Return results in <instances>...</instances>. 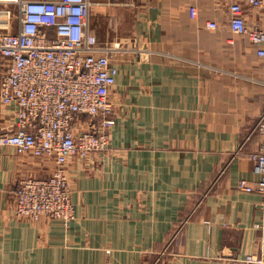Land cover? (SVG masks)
Returning <instances> with one entry per match:
<instances>
[{
    "label": "crops",
    "instance_id": "obj_1",
    "mask_svg": "<svg viewBox=\"0 0 264 264\" xmlns=\"http://www.w3.org/2000/svg\"><path fill=\"white\" fill-rule=\"evenodd\" d=\"M235 2L90 0V29L119 69L111 146L69 161L68 224L16 217L19 181L55 163L0 146V264H242L261 250L264 195L238 183L260 179L264 68L230 28ZM15 119L0 100V138Z\"/></svg>",
    "mask_w": 264,
    "mask_h": 264
},
{
    "label": "built area",
    "instance_id": "obj_2",
    "mask_svg": "<svg viewBox=\"0 0 264 264\" xmlns=\"http://www.w3.org/2000/svg\"><path fill=\"white\" fill-rule=\"evenodd\" d=\"M1 5L15 7L17 20L14 32L0 31V100L16 109L14 131L0 138V146L55 163L49 177L19 181L15 215L68 224L76 219L68 163L111 146L116 119L110 96L119 69L90 29V0H0ZM249 11L258 13L253 24ZM189 12L195 20L196 7ZM229 16L232 32L251 41L264 68V0L232 3ZM206 28L219 25L208 22ZM256 129L264 135V115ZM250 159L260 179L241 180L238 189L264 195V150ZM242 264H264V237L261 250L247 254Z\"/></svg>",
    "mask_w": 264,
    "mask_h": 264
},
{
    "label": "rangeland",
    "instance_id": "obj_3",
    "mask_svg": "<svg viewBox=\"0 0 264 264\" xmlns=\"http://www.w3.org/2000/svg\"><path fill=\"white\" fill-rule=\"evenodd\" d=\"M4 11V12H2ZM0 31H15V23L17 20V10L13 6H0Z\"/></svg>",
    "mask_w": 264,
    "mask_h": 264
}]
</instances>
